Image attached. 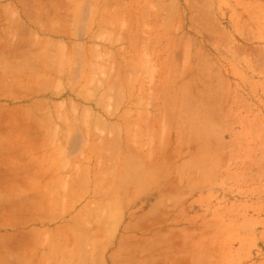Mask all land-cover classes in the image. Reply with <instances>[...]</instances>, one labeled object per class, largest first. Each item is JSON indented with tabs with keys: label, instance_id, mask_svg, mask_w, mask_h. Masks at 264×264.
Listing matches in <instances>:
<instances>
[{
	"label": "rangeland",
	"instance_id": "1",
	"mask_svg": "<svg viewBox=\"0 0 264 264\" xmlns=\"http://www.w3.org/2000/svg\"><path fill=\"white\" fill-rule=\"evenodd\" d=\"M0 264H264V0H0Z\"/></svg>",
	"mask_w": 264,
	"mask_h": 264
},
{
	"label": "crops",
	"instance_id": "2",
	"mask_svg": "<svg viewBox=\"0 0 264 264\" xmlns=\"http://www.w3.org/2000/svg\"><path fill=\"white\" fill-rule=\"evenodd\" d=\"M0 126H6L5 120H0Z\"/></svg>",
	"mask_w": 264,
	"mask_h": 264
}]
</instances>
